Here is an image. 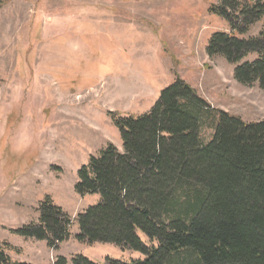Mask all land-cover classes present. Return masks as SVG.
<instances>
[{
	"label": "rangeland",
	"instance_id": "1",
	"mask_svg": "<svg viewBox=\"0 0 264 264\" xmlns=\"http://www.w3.org/2000/svg\"><path fill=\"white\" fill-rule=\"evenodd\" d=\"M255 1L237 0L238 9ZM220 5L0 0V249L12 262L143 259L113 243L78 240V214L100 200L99 193L77 192L78 171L107 145L122 150L113 118L147 112L177 79L213 109L246 122L264 120V89L238 83L234 65L207 55L212 35L231 30ZM263 24L264 15L234 35L256 36ZM255 58L250 53L241 62ZM200 134L206 143L212 129L203 125ZM45 197L71 220L68 237L55 249L17 232L38 224Z\"/></svg>",
	"mask_w": 264,
	"mask_h": 264
},
{
	"label": "trees",
	"instance_id": "2",
	"mask_svg": "<svg viewBox=\"0 0 264 264\" xmlns=\"http://www.w3.org/2000/svg\"><path fill=\"white\" fill-rule=\"evenodd\" d=\"M220 8L231 30L212 35L207 55L234 65L238 83L264 89V24L256 36L234 35L261 19L264 1L238 9L237 0H221ZM250 53L257 58L241 62ZM113 121L122 150L107 145L78 171L77 192L100 194L77 216L78 240L143 255L105 264H264V120L213 109L177 79L147 112ZM203 125L212 129L206 143ZM38 212V224L17 232L55 249L69 235L70 217L49 197ZM0 264L30 263L12 262L0 249ZM55 264L68 262L58 256ZM70 264L96 263L76 255Z\"/></svg>",
	"mask_w": 264,
	"mask_h": 264
}]
</instances>
